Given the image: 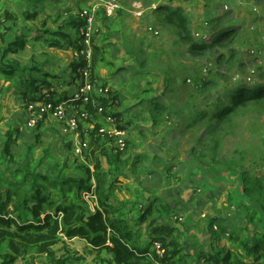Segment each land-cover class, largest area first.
Here are the masks:
<instances>
[{"label":"trees","instance_id":"1","mask_svg":"<svg viewBox=\"0 0 264 264\" xmlns=\"http://www.w3.org/2000/svg\"><path fill=\"white\" fill-rule=\"evenodd\" d=\"M13 1L24 5L26 10L18 14L22 25L17 24V19L8 11L6 13V20L12 25L7 28L10 33L7 39L0 35V80L15 85V92L25 102V107L50 103L54 108L60 102L73 99L83 86V73L87 66L83 54L89 47L91 64L88 77L93 87L89 96H94V105L91 97L87 104L83 97L73 101L86 111L74 112L75 117L88 114L78 125L80 140L86 144L82 154L83 150L85 153L97 143L100 136H104L107 143L101 147L96 144L98 150L89 153L94 158L89 162L95 169L93 173L89 169L91 164H80L77 167L80 177L64 175V168L52 177L34 172L36 168H32L34 165L29 162L28 155L26 165L22 166L18 156L10 151L14 134L19 135L20 131L15 128L6 133L4 147L0 151V166L3 167L2 170L0 168V252L3 246L6 250L0 255L2 264H14L19 258L38 256L45 257L49 264H68L66 258H56L53 250L63 239H79L97 253L112 254L115 264H264V156L261 152H254L258 153L259 161L249 166L244 164L243 158L215 159L223 139L220 136L234 129V119L249 109L264 112V83H233L219 70L236 61L232 45L237 26L230 21L221 27L216 26L214 34L206 40L210 30L190 28L184 10L185 4L197 0H162L156 8L149 10L176 31L189 56L204 57L209 51L221 54L215 61L217 68L201 70L202 75L183 79L182 86L189 80L191 84L184 92V99L180 103L174 101V105L163 99L165 88L154 79L156 76L167 85L163 73L152 65L145 67L144 60L139 61L135 52L126 48L125 36L118 39L110 33L113 18L122 16L121 9L113 16H106L100 7L101 0H78L77 8H65L59 14L53 12L54 7L66 0ZM87 1L92 3L85 7ZM94 5L99 6L95 11V22L99 28L92 32L87 45V21L83 11ZM41 13L56 27L51 28L45 21L41 27L36 26ZM195 28L200 32H193ZM101 29L105 32L103 41L99 43L97 37ZM116 30L120 33L119 29ZM39 42L49 49L62 50L67 46L74 52V59L68 64L71 73L65 72L68 78L63 79L62 73L46 72L41 68L44 64L37 63L33 56L23 60L28 45ZM222 51L228 53L227 58L222 59L225 56ZM108 53L117 54L116 60ZM102 70L112 77L124 75L119 73L121 71H130L131 77L124 79L119 88L113 87L105 93L101 90L106 88L109 79L102 74ZM36 74L42 77L37 78ZM51 78L66 83L68 87L73 86L74 91L58 94V90L52 87ZM228 87L231 90L225 93ZM121 88L123 94L119 92ZM147 93H152L150 98L142 95ZM220 94H225L228 102L222 101ZM132 108L134 113H131ZM45 118H40L37 130L42 127ZM88 124L93 128L85 131ZM111 129L125 132L120 138L121 144L118 137L108 134ZM101 130L104 134H99ZM173 130H177L180 136L191 135L196 130L199 133L198 137L194 135L197 137L193 140L195 144L190 151H186L185 159L179 158L176 145L166 142ZM68 133L73 134L69 130ZM259 135L264 144V131ZM150 138L151 142L158 141L164 146V156L149 148ZM157 145L159 148L160 144ZM96 151L99 155H95ZM102 158L106 167L102 166ZM9 162L21 166L10 175ZM38 165L35 164L36 167ZM129 173L139 176L159 174L173 184L192 179L194 185H202L199 178L209 186L212 184L208 181L236 182V187L226 198L230 213H215L207 220H200V224L194 227L202 230L204 226L206 236L214 240L210 247L212 252L205 256V263L199 262L198 254L194 258L183 253L179 239L184 237V232L178 234L170 224V220L176 217V210L171 208L169 199L159 196L157 190H134L135 200L136 197L138 200L132 206L137 209L132 223L125 218L126 206L123 202L113 204L114 191L119 189L118 178ZM92 178H95L96 184L91 183ZM83 195L94 198L92 212L87 210L88 204ZM189 220L190 217L186 218L187 223ZM142 226L144 233H140ZM221 236L240 252L227 250L221 245H217L218 250H215V239ZM155 244H159L161 256ZM203 249L209 253V248Z\"/></svg>","mask_w":264,"mask_h":264},{"label":"rangeland","instance_id":"2","mask_svg":"<svg viewBox=\"0 0 264 264\" xmlns=\"http://www.w3.org/2000/svg\"><path fill=\"white\" fill-rule=\"evenodd\" d=\"M161 1L119 0L122 16L113 18L109 30L118 39L121 36H125L126 48L133 50L139 61L142 62L144 60L145 67L149 68L152 65L154 69L163 73V76L167 79V85L156 76L154 79L162 88H165L163 99L175 105L174 101L180 103L184 99V92H187L188 85L191 84V80H189L185 86H182L183 79L189 77L195 78L197 75H202L200 74L201 70L204 72V70L217 68L215 61L221 54L209 51L204 57L189 56L185 52V47L180 43L176 31L165 24L157 14L149 12V10L156 8V5L161 3ZM134 2H140L145 9L141 18L137 17L138 12L132 9ZM91 3L92 1L85 2V7ZM77 4L78 0H66L64 3L54 7L53 12L60 14L65 8H77ZM147 8H149L148 11ZM21 10H26L24 5L20 6L13 0H0V35H4V39L10 36L7 28L12 25L5 18L7 11L17 19V24L22 25L21 17H18ZM184 10L187 14L188 26L190 28L194 26L197 29L203 28L204 31L210 30V34L206 35V40L211 34H214L213 29L216 26L221 27L228 21L235 24L238 30L235 36V43L232 47H235L236 61L232 65L227 63L226 66L221 67L219 70L223 75L231 78L230 81L233 83L238 81L264 83V0H197L194 3L185 4ZM43 14H39L35 25L41 27L45 21L48 26L55 28L56 25L48 18H43L45 16ZM97 28H99V24H96L93 29L91 28L89 34L92 31L95 32ZM149 28L156 31L158 35L154 36L149 33ZM196 28L193 32H200ZM116 29H119L120 33H117ZM104 32V29L100 30V36L97 37L99 43L103 41ZM111 37L117 40L114 36L111 35ZM89 50L91 51L90 48ZM223 51L226 52V49ZM121 53H124V51ZM24 54H26L23 57L24 61H27L28 57L33 56L37 63L44 64L41 67L42 69L50 74L62 73L63 79L69 77L65 72L71 73V71H68V64L73 61L75 56L74 52L68 50L67 46L62 50L49 49L42 42L28 45ZM227 54L222 59L227 58ZM108 55L114 60L117 58V54L108 53ZM86 73L90 74L89 71ZM119 73L124 75L112 77L111 74L102 70V74L108 77L109 81L106 88L104 90L99 88L97 93L99 94L100 90L107 93L113 87L119 88L123 84L124 79L131 77L130 71L128 73L122 71ZM35 76L37 78L42 77L38 74ZM50 82L53 89H57L60 95H64L65 92L72 93L74 91L71 88L73 86L68 87L66 83L62 84L53 78L50 79ZM229 90H231L230 87L226 89L225 93ZM119 92L123 94L124 90L121 88ZM142 95L150 98L152 93ZM219 97L222 101L228 102L225 94H220ZM91 102L92 104L94 103V96L91 97ZM65 103L67 106H74V109L70 111L67 109L66 112H86L83 107L75 105L71 99L65 100ZM36 105L39 106L41 103H37ZM26 109L25 102L15 92V85L0 80V151L4 147L6 133L11 129H19L20 134H14L10 151L14 156H18L22 166L26 165L25 158L28 155L29 162L34 165L32 168H36L34 172L54 177L60 169L64 168V175L80 177L77 167L80 164H91L89 162H92L94 158H91L89 153L98 150L96 144L101 147L107 143L104 136H100L98 142L92 144L85 153L83 150L82 154L80 143L84 142L80 140L81 132L68 135L65 127L68 124H62L59 119L51 115L43 120V125L39 130H37L39 119L36 121L34 127L31 128L27 125ZM134 112L135 109L132 108L131 113ZM71 115L73 116V113ZM233 122H235L234 129L220 136L223 139L219 143L215 159L243 158L246 166L258 162L257 154L261 152V156H264V144L261 142L259 135L261 131H264V112L259 113L255 109L245 110ZM91 128H93V125L88 124L85 131L91 130ZM115 131L116 129H111L108 134L116 136ZM124 133L122 131L119 136L124 135ZM197 133L196 130L191 135L180 136L177 130H173L169 132L166 142H172L174 146L176 145L179 148V158L185 159L186 151H190L191 147L195 144L193 140L198 137L199 133ZM99 134L104 133L99 132ZM201 137L202 135H200ZM151 141L152 139L150 138L149 142ZM204 143L209 144L207 141ZM157 144H160L159 148ZM163 147L158 141L149 143L150 149L164 156L166 150H163ZM256 151L258 153L254 154ZM240 152H243V154L239 155ZM95 155H99L98 151H96ZM101 160L102 166L106 167L104 159L102 158ZM34 163H39V165L36 167ZM8 167L10 169L8 174L10 175L13 170L21 166L9 162ZM0 168L1 170L3 169L2 166ZM89 169L90 173H93L95 170L92 164L89 166ZM12 179L14 180V177ZM199 180L203 182L202 185H194L192 179L188 181L183 180L181 184H173L159 174L139 176L129 173L118 178L117 185H119V189L114 191L117 202L115 201V197L111 201L115 205L123 202L126 206L125 218L132 223L136 219L137 210L136 206L133 208L132 206L138 200L137 197L135 200L134 190H157L159 196L163 199H169L171 208H175L176 210V217L170 220V224L176 228L177 233L179 232L178 234L184 232V237L179 239L183 247V253L185 252L187 257L191 255L194 258H197L195 254H198L200 256L199 262L205 263V256H208L212 252L210 247L214 240L206 236L204 226L201 227L202 230H197L194 227L200 224V220H207L215 213L219 215L230 213L226 204V198L229 192L236 187V182L228 184L227 182L211 183L208 181L212 184V186H209L203 179L199 178ZM91 183L96 184L95 178L91 179ZM55 195L56 193L54 192V197ZM83 198L88 204L87 210L92 212L95 206L94 198L92 197L91 199L88 195H83ZM189 217L190 220L187 223L186 218ZM177 221L183 227L179 223L177 224ZM144 231L145 228L142 226L140 233H144ZM214 244L215 250H218L217 245H221L227 250L239 251L222 236L215 239ZM203 247L209 248V253H206ZM53 250L56 258H66L68 264H115L112 254L106 252L97 253L87 243L79 239H63ZM5 252L6 250L3 246L0 255ZM32 262L35 264H49L48 260L43 256L19 258L14 264H32ZM0 264H2L1 258Z\"/></svg>","mask_w":264,"mask_h":264},{"label":"built area","instance_id":"3","mask_svg":"<svg viewBox=\"0 0 264 264\" xmlns=\"http://www.w3.org/2000/svg\"><path fill=\"white\" fill-rule=\"evenodd\" d=\"M98 7H99L98 5H94V6L90 7L89 10L83 11V16L86 18V21H87V28H86V32H85L87 45H88L89 38H90L93 31L90 34H89V32L91 31V28L93 29L94 26H96L95 11ZM100 7L103 9L106 16H113L118 10L121 9V5H120L119 0H101ZM132 9H134L138 12L137 17H140V18L143 16L144 11H145L143 5H141L140 2L139 3L134 2L132 4ZM148 31H149V33H151L154 36L158 35L156 31H153L150 28L148 29ZM82 54H83V52H82ZM83 56H84V60L87 63L86 69L83 73L84 83H83V86L81 87V89L77 90V92L73 95V99H71V100L75 101V100H78L81 97H83L85 104H87L90 101V97H91V96H89V93L93 91L92 86L89 84L88 74L86 73L87 71L90 72V64H91V51L89 50V47L85 50ZM26 108H27L26 109L27 110L26 120L28 119L27 125L29 127L33 128L36 121L38 119L40 120L41 117H47V116L51 115L52 117L59 119L60 122L64 125H65V123H67L68 125L67 126L65 125L66 131L69 130V131L73 132V134H75V133L78 134V125L81 124L88 116V114H82L80 116V118H77V117H75L74 112H66L67 109H69V111L71 109H74V106H67L65 101L60 102L59 104L55 105L54 108H53V105L50 103H46V104L41 103V105H39V106L36 104H32ZM71 113H73V116L71 115ZM84 115H86V117H84ZM34 120H35V122H34ZM108 121L113 122V120H108ZM99 132H102V130ZM120 134H121V131H118V130L115 131V135H116V137H118L119 143L121 144V140H120L121 136H119ZM80 147H81V149H84V148H86V144L80 143ZM155 249L158 251L159 255L161 256L162 253L160 252V246L158 244H155Z\"/></svg>","mask_w":264,"mask_h":264},{"label":"crops","instance_id":"4","mask_svg":"<svg viewBox=\"0 0 264 264\" xmlns=\"http://www.w3.org/2000/svg\"><path fill=\"white\" fill-rule=\"evenodd\" d=\"M67 132V131H66ZM69 134V133H68ZM70 135V134H69Z\"/></svg>","mask_w":264,"mask_h":264}]
</instances>
